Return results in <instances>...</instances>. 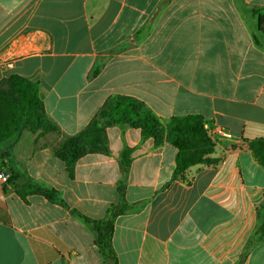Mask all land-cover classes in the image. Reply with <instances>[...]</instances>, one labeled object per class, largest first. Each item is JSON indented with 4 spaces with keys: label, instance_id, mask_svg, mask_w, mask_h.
<instances>
[{
    "label": "crops",
    "instance_id": "0c3cea01",
    "mask_svg": "<svg viewBox=\"0 0 264 264\" xmlns=\"http://www.w3.org/2000/svg\"><path fill=\"white\" fill-rule=\"evenodd\" d=\"M258 13L264 0H0V80L37 82L57 129L0 143V264H108L73 210L110 218L119 187L128 208L111 219L117 264H264V169L231 149L264 138ZM116 95L162 121L202 116L219 163L173 179L169 142L107 125L106 150L85 152L70 176L54 149ZM27 179L62 203L25 191Z\"/></svg>",
    "mask_w": 264,
    "mask_h": 264
},
{
    "label": "trees",
    "instance_id": "16d2710c",
    "mask_svg": "<svg viewBox=\"0 0 264 264\" xmlns=\"http://www.w3.org/2000/svg\"><path fill=\"white\" fill-rule=\"evenodd\" d=\"M258 30L264 35V13L257 14ZM107 125L129 126L140 129L143 138H152L156 144L169 142L175 149L173 179L189 183L184 173L195 166H216L221 157L214 155L215 140L209 132L207 122L197 114L174 116L160 120L144 105L128 96H112L104 101L86 128L78 134L65 137L54 149V155L62 161L71 176L76 161L87 151L106 150L105 127ZM24 130L40 133L55 132L56 126L46 118L39 84L13 74L0 80V143L17 136ZM247 148L264 169V138L242 140L231 146L232 150ZM129 148L122 149L120 165L126 172L130 164ZM13 173H10V177ZM25 191L43 195L47 200L62 203L54 189L43 188L31 179L26 180ZM119 201L113 206L105 220H95L75 210L73 213L95 233V244L108 264H117L111 245L112 218L127 210L122 187L118 188ZM23 196V195H22ZM258 232L263 233L260 227ZM256 231V233H257Z\"/></svg>",
    "mask_w": 264,
    "mask_h": 264
},
{
    "label": "built area",
    "instance_id": "2783aa9c",
    "mask_svg": "<svg viewBox=\"0 0 264 264\" xmlns=\"http://www.w3.org/2000/svg\"><path fill=\"white\" fill-rule=\"evenodd\" d=\"M205 128L209 129V132H210V134H211L212 136L215 135V134H214V133H215L214 130L210 129L208 126L205 127ZM219 133L222 134L223 136H226V133H223V132H219ZM0 180H2V181H6V180H7V176H6L4 173H0Z\"/></svg>",
    "mask_w": 264,
    "mask_h": 264
}]
</instances>
